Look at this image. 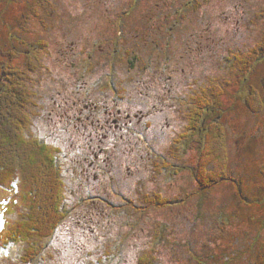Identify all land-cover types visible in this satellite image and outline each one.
<instances>
[{
	"label": "rangeland",
	"instance_id": "obj_1",
	"mask_svg": "<svg viewBox=\"0 0 264 264\" xmlns=\"http://www.w3.org/2000/svg\"><path fill=\"white\" fill-rule=\"evenodd\" d=\"M56 1L0 0V94L10 79L22 86L32 118L22 132L56 161L66 215L30 264H138L145 255L154 264H264V0H63L53 19L46 6ZM106 7L128 12V24L103 32ZM251 52L241 74L237 56ZM114 89L117 111L156 107L117 132L112 161L99 138L104 92ZM205 99V128L189 132ZM216 124L226 131L223 167L207 155ZM215 173L224 179L211 186ZM5 189L8 216L20 219L21 189ZM4 223L0 213V232ZM16 247L0 264L22 262Z\"/></svg>",
	"mask_w": 264,
	"mask_h": 264
},
{
	"label": "trees",
	"instance_id": "obj_2",
	"mask_svg": "<svg viewBox=\"0 0 264 264\" xmlns=\"http://www.w3.org/2000/svg\"><path fill=\"white\" fill-rule=\"evenodd\" d=\"M259 49L264 51V42ZM256 52L257 50L253 53ZM246 56L254 58L251 52L245 56H237L238 59L235 62V68L241 74L246 73L247 60L244 58ZM250 61L248 58V62ZM3 89L4 91L0 94V190L7 187L5 192L13 194L17 187L21 189L22 204L25 210L20 219L13 221L7 213L13 214L12 207H7L8 193H0V213L5 222L0 232V252L8 248L10 251L17 246L16 248H20L22 255V262L19 264H30L41 258V254L48 244L45 242L50 236L52 238L54 230L61 225V216H66L65 209H60L62 200L59 197L57 180V174L60 175V173L55 169L56 161L53 163V157L44 147L47 145L39 144L36 140L34 143L25 140L27 136L23 134L22 129L31 128L32 118L28 121L26 119L29 108L25 106L22 86L19 87L11 79L10 86ZM252 99L256 103L261 102L259 94H253ZM208 104L207 99L199 103L196 117L193 115V119L189 118L192 121L189 132L196 133L201 126H204L202 123L205 120L207 122L208 118L204 117V113L209 111ZM6 117L7 120L4 121ZM208 132H211L212 135V142L207 151L208 158L211 160L212 157H215L219 161L218 164L223 167L229 157L228 153L225 155V149L227 150L224 147L225 128L221 124H216ZM8 155H10V159ZM221 173L223 174V172ZM223 179L224 177L219 178V174L215 173L211 174L208 182L211 180V186H213L214 183ZM204 185L206 186L205 183ZM5 234L6 236L3 237ZM38 240L40 241L39 245H37ZM138 264H154V261L152 257L145 255L139 259Z\"/></svg>",
	"mask_w": 264,
	"mask_h": 264
},
{
	"label": "flooded vegetation",
	"instance_id": "obj_3",
	"mask_svg": "<svg viewBox=\"0 0 264 264\" xmlns=\"http://www.w3.org/2000/svg\"><path fill=\"white\" fill-rule=\"evenodd\" d=\"M62 1L63 0H60V1H56L54 4H52L50 7H49V5L48 6H46L47 8H50L48 11H47V15L48 16H50L51 18H59L60 16H62V12L61 11H59L58 9H59V7L60 6H62ZM80 1H82V0H80ZM137 1V0H136ZM195 2H199V0H195ZM49 3H51V1H49ZM137 3V2H136ZM86 7H90V6H88L87 4H85V3H83ZM134 5H135V3H133V5H132V8H131V10L130 11H128V12H131L132 11V9H134ZM139 5V3L137 4V6ZM136 6V7H137ZM66 7H68V6H66ZM107 8H109V7H106V10H105V12H106V16H105V19H108V22L106 23V24H102L101 25V28H102V31L103 32H114V30H111L112 28H113V25H114V27H117V25H118V22H119V20L120 19H127V22L124 20V23H123V25H125L126 23L128 24V19H129V16H126L127 15V13L128 12H114L113 14L110 12V11H108L107 10ZM109 13H111L112 15H113V17H110L109 16ZM157 14V13H156ZM156 14H151V13H147V14H145V16H146V18L145 19H150V20H153L154 18H156ZM126 16V17H125ZM74 23L75 24H77V25H79L80 23L78 22V21H76V19H74ZM163 23H164V21H163ZM152 24V23H151ZM123 25H121V26H118L119 28L120 27H122V28H124V26ZM146 25H149V24H146ZM101 28L99 27L98 28V30L99 31H101ZM77 30H80V29H76V31ZM145 31H146V27H143L141 30L140 29H138L137 31H135V32H140V33H145ZM2 81L3 82H5V80H4V78L2 79ZM10 82H11V79H10ZM110 89V88H109ZM106 92L107 93H109V91H107L106 90ZM77 97L76 98H81L79 95H77V94H75ZM117 91L114 89V94L113 95H111V96H108L105 92H104V97H105V100H103L102 101V103L104 104V107L106 108V111H105V113L107 114V116H108V119L106 120V125H104V126H102V124L100 123V120H96V119H93V120H91V123L93 124V125H96V126H102V130L104 131L103 132V134H102V136H103V138H99V142H100V144H99V147L101 148V149H103V144L102 143H108L109 144V146H110V148H108L107 149V152H108V154L110 155V156H107V158L108 159H110V160H112L113 161V159H112V149H111V147H114V145H115V143H116V134H117V132L118 131H120V130H123V127L124 126H126V125H128L129 124V122H132L134 119H136L137 121H138V123H139V125H141V124H143L146 120H147V118H149L150 116H152V115H154V114H152L153 113V111H154V109H155V107H156V105L155 104H151V106L149 107V108H146V109H141V110H139V109H133V108H130V109H128V110H122V109H119L118 111H117ZM110 97V98H109ZM119 97V96H118ZM122 98V97H121ZM100 103L99 102H96L95 101V103H94V106L97 108L98 107V105H99ZM73 105H76V101L75 102H73ZM88 107H90V105H87ZM211 108H209V110H210ZM125 113L124 114V116H122V113ZM258 112V111H257ZM131 131L133 130H137V129H135V128H131L130 129ZM111 136L110 138H108L107 140H104L106 137H108V136ZM104 150V149H103ZM195 161H196V158H195V160L193 161V163H195ZM94 164V162H92L91 163V166ZM97 164H101V163H97ZM178 166V164H176V165H174V166H171V165H167V167L168 168H175V167H177ZM107 169L105 168H101V171L102 172H107L106 171ZM264 172V171H263ZM178 174V172L177 171H174V172H171V176H172V178L173 179H175V175H177ZM170 183H169V185L167 184V187L168 188H172V187H174V186H176V184H177V182H175V181H169ZM235 185H237V184H235ZM162 187H163V184H162ZM180 187H181V185H180ZM163 189L165 190V188L163 187ZM181 190V189H180ZM154 193V192H153ZM179 200L181 201V202H178V203H174V204H176V207L178 208V207H180V206H186V200H187V198H179ZM200 205H201V203H200ZM259 238H257V237H254L253 238V240H254V242L256 241L257 242V240H258ZM253 243V242H252ZM263 245H264V240H260V244L256 247L257 248V251H256V255L258 254V251L263 247ZM251 248H253V245L251 246ZM254 255L251 253V252H249L248 254H246V256L244 257V259H246L247 257H253ZM255 258L256 257H254V259H252L248 264H254V262H255ZM207 260L208 259H206V258H204V260H202V261H204V263H206L207 262Z\"/></svg>",
	"mask_w": 264,
	"mask_h": 264
}]
</instances>
